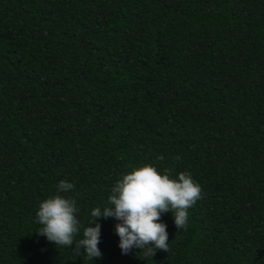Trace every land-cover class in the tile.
<instances>
[{"label":"trees","instance_id":"obj_1","mask_svg":"<svg viewBox=\"0 0 264 264\" xmlns=\"http://www.w3.org/2000/svg\"><path fill=\"white\" fill-rule=\"evenodd\" d=\"M145 164L203 190L169 253L114 217L96 260L36 232L59 181L81 239ZM0 264H264V0H0Z\"/></svg>","mask_w":264,"mask_h":264},{"label":"clouds","instance_id":"obj_2","mask_svg":"<svg viewBox=\"0 0 264 264\" xmlns=\"http://www.w3.org/2000/svg\"><path fill=\"white\" fill-rule=\"evenodd\" d=\"M179 160L180 157H174ZM157 160L163 161L160 155ZM173 168L163 172L152 164L134 168L124 174L111 188L109 207H96L91 212L89 225L83 229V238L76 239L81 231L78 219L79 208L75 198L60 193H68L74 184L61 180L56 186L57 194L45 199L36 213L38 232L53 242L58 248L72 247L81 251L91 260L102 258L99 248L101 239L100 218L114 217L120 223L116 232L120 237L122 253L129 254L138 248L147 259L157 250L170 252L167 224L161 216L169 211L174 216L176 227L187 230L189 209L202 198L203 190L190 172H179L174 176ZM140 252V253H141Z\"/></svg>","mask_w":264,"mask_h":264}]
</instances>
